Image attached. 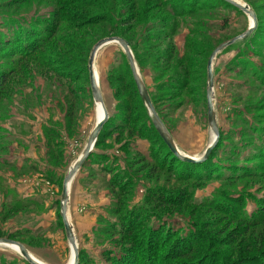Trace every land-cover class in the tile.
Segmentation results:
<instances>
[{
  "label": "rangeland",
  "instance_id": "1",
  "mask_svg": "<svg viewBox=\"0 0 264 264\" xmlns=\"http://www.w3.org/2000/svg\"><path fill=\"white\" fill-rule=\"evenodd\" d=\"M237 1L256 28L214 59L218 141L201 165L176 160L159 139L121 48L98 51L110 119L71 187L78 264H264V0ZM250 25L220 0H0V238L68 263L59 198L95 123L87 60L96 42L128 43L163 128L199 157L213 139L207 60ZM35 178L51 189L36 200ZM0 264L26 263L0 248Z\"/></svg>",
  "mask_w": 264,
  "mask_h": 264
},
{
  "label": "water",
  "instance_id": "2",
  "mask_svg": "<svg viewBox=\"0 0 264 264\" xmlns=\"http://www.w3.org/2000/svg\"><path fill=\"white\" fill-rule=\"evenodd\" d=\"M220 1L238 9L239 11L243 12L246 16L250 17L251 25L242 35L235 37L217 46L210 54L207 60V64H206L207 88L205 95L206 115H207L208 125L213 134V139L211 143L208 144V146L205 148L203 154L200 155L199 157H191L181 153L170 139L166 130L163 128L156 114V111L152 106V103L150 102L147 91L139 77L136 64L128 47V43L120 37H112V38L101 39L98 42H96V44L92 47L87 60V71H88L89 87L94 102L95 123L91 132L87 137V140L85 141V144L80 154L71 162V164L65 171V175L62 180V187L59 198V217L61 219L64 236L69 248V259L67 264L69 263L78 264L79 256L81 254V251L78 248V241L75 235V229L71 219V187L72 184L74 183L76 175L80 172V170L89 160L91 155L99 154V152L95 151V148L98 143V138L104 126L110 119V116L104 104V99L100 91L99 82L96 80V75L94 72V70L96 71L95 58L98 51L103 47L111 44H116L121 48L127 60L129 70L132 75L133 83L136 87L137 94L140 97L143 106L151 119V124L155 132L157 133L158 137L160 138V140L163 142V144L166 146V148L169 150V152L174 156L176 160L183 162L185 164H193V165L201 164L208 159L212 151L216 148L218 141V130L216 126V118H215L214 104H213L214 95H213L212 66L214 59L217 56V54L220 53L225 48L235 44L240 40H244L250 37L256 28L254 13L247 6H245L244 4L236 3L232 0H220ZM97 103L100 104L102 110V116L100 118H97V113H96ZM0 248L7 249L10 252L14 253L26 264H47L44 263L42 260L38 259L37 257H35L33 253L29 251L26 246L14 240L8 238H0ZM13 248L16 249L17 251L13 250ZM71 254H72V260L70 262Z\"/></svg>",
  "mask_w": 264,
  "mask_h": 264
},
{
  "label": "crops",
  "instance_id": "3",
  "mask_svg": "<svg viewBox=\"0 0 264 264\" xmlns=\"http://www.w3.org/2000/svg\"><path fill=\"white\" fill-rule=\"evenodd\" d=\"M34 150V154H35V149ZM30 161H35L34 157L31 155L30 156ZM44 180H40L39 178H35L32 180L31 184H30V198L36 200L35 198H38L39 196H44L45 193L47 194L48 192L51 193V189L46 187L45 184L41 185V183H43ZM1 199V198H0ZM4 200V198L2 199Z\"/></svg>",
  "mask_w": 264,
  "mask_h": 264
},
{
  "label": "trees",
  "instance_id": "4",
  "mask_svg": "<svg viewBox=\"0 0 264 264\" xmlns=\"http://www.w3.org/2000/svg\"><path fill=\"white\" fill-rule=\"evenodd\" d=\"M140 11H142L141 13H145V11H144V9H140ZM66 16H63L62 17V21L61 22H66V20H63L64 18H65ZM129 20H131V21H134V22H132V24H135L137 21H139V20H141L140 19V14H139V10H138V15H136L135 17H132L131 19H129ZM68 21V20H67ZM129 23V22H128ZM59 24L60 23H56L55 24V26L52 28V31H51V33H49L48 35H47V38L46 39H43V41L42 42H40V45L38 46V47H41V46H43L44 44H46V42H47V40L49 39V37H50V35L53 33L54 34V32L56 33L57 32V29H58V27H59ZM130 25V24H129ZM129 25H128V27H129ZM43 35H40V37L39 38H43L42 37ZM39 49V48H38ZM32 51V49H30V52ZM3 83L6 81L5 80V78L3 77V79L1 80ZM160 139V138H159ZM163 143V142H162ZM166 147V146H165ZM214 151V150H213ZM212 151V152H213ZM212 154V153H211ZM211 157V155L208 157V159ZM207 159V160H208ZM89 160H90V158H89ZM206 160V161H207ZM205 161V162H206ZM205 162H203V163H205ZM203 163H201V164H203ZM201 164H197V165H201ZM191 165H193V164H191ZM9 213H10V210H7V212H6V214L4 215V217L5 218H7L8 216H9ZM13 237H11V239H12ZM16 238V237H15Z\"/></svg>",
  "mask_w": 264,
  "mask_h": 264
},
{
  "label": "bare ground",
  "instance_id": "5",
  "mask_svg": "<svg viewBox=\"0 0 264 264\" xmlns=\"http://www.w3.org/2000/svg\"><path fill=\"white\" fill-rule=\"evenodd\" d=\"M232 1H234V2H236V3H240V4H242L241 2H238L237 0H232ZM250 19H251V18H250ZM94 72H95V75H96V80L99 82V77H98L97 71L94 70ZM96 113H97V118H100V117L102 116L101 106H100V104H98V103L96 104ZM13 250L17 251V250L14 249V248H13ZM71 260H72V254H71L70 262H71ZM69 264H70V263H69Z\"/></svg>",
  "mask_w": 264,
  "mask_h": 264
}]
</instances>
